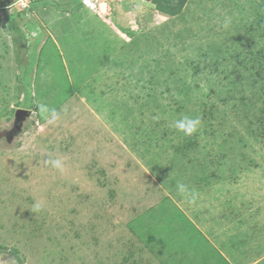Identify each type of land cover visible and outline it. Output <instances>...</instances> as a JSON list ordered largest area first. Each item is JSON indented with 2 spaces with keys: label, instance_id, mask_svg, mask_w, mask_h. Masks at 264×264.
<instances>
[{
  "label": "rangeland",
  "instance_id": "1",
  "mask_svg": "<svg viewBox=\"0 0 264 264\" xmlns=\"http://www.w3.org/2000/svg\"><path fill=\"white\" fill-rule=\"evenodd\" d=\"M20 1L0 0V264H264V0Z\"/></svg>",
  "mask_w": 264,
  "mask_h": 264
},
{
  "label": "clouds",
  "instance_id": "2",
  "mask_svg": "<svg viewBox=\"0 0 264 264\" xmlns=\"http://www.w3.org/2000/svg\"><path fill=\"white\" fill-rule=\"evenodd\" d=\"M231 24V19L229 17H226L223 21V27L227 29ZM39 110L41 112V115L44 117V119L48 123L54 122L56 119H58V116L55 112V109H48L46 105L41 104L39 105ZM49 113L51 114L49 116ZM200 125V119L199 117H190V116H182L179 119L175 120L173 123V127L179 132H182L185 136H191L193 133H195ZM46 165H50L53 169H56L57 171L63 172L65 165L61 158H55V159H48L45 161ZM178 190L183 194L186 193V186L182 183H177ZM34 208L36 210H40L42 208L41 203L37 202L34 205Z\"/></svg>",
  "mask_w": 264,
  "mask_h": 264
},
{
  "label": "trees",
  "instance_id": "3",
  "mask_svg": "<svg viewBox=\"0 0 264 264\" xmlns=\"http://www.w3.org/2000/svg\"><path fill=\"white\" fill-rule=\"evenodd\" d=\"M75 5H82L79 0H73ZM185 0H176V3H172V0H151L156 9L166 15H175L179 12L181 5ZM19 16L24 15L23 13L17 14ZM9 28L15 29L16 24L12 18ZM127 32V31H126ZM130 32H127V36L130 37ZM24 37V36H23Z\"/></svg>",
  "mask_w": 264,
  "mask_h": 264
},
{
  "label": "built area",
  "instance_id": "4",
  "mask_svg": "<svg viewBox=\"0 0 264 264\" xmlns=\"http://www.w3.org/2000/svg\"><path fill=\"white\" fill-rule=\"evenodd\" d=\"M79 1L85 7L94 6V3L97 2V0H79ZM19 5L22 9L26 7V3L23 0L20 1Z\"/></svg>",
  "mask_w": 264,
  "mask_h": 264
},
{
  "label": "water",
  "instance_id": "5",
  "mask_svg": "<svg viewBox=\"0 0 264 264\" xmlns=\"http://www.w3.org/2000/svg\"><path fill=\"white\" fill-rule=\"evenodd\" d=\"M25 115H26V111L25 110H17L16 113H15V123L17 124L19 122L20 118H22Z\"/></svg>",
  "mask_w": 264,
  "mask_h": 264
}]
</instances>
